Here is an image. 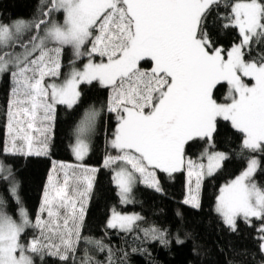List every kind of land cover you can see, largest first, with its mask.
<instances>
[{
	"label": "snow or ice",
	"instance_id": "obj_1",
	"mask_svg": "<svg viewBox=\"0 0 264 264\" xmlns=\"http://www.w3.org/2000/svg\"><path fill=\"white\" fill-rule=\"evenodd\" d=\"M47 2L42 19L0 22V75L12 82L6 154L47 155L56 105L72 109L81 99L78 85L93 82L110 89L108 111L116 113L110 146L118 155L107 156L104 166L125 165L114 177L122 203L132 202L130 193L138 180L162 192L155 170L171 176L186 166L188 191L183 203L199 209L203 179L227 159L224 152L209 151L214 147L218 119L229 121L243 134L242 150L264 152V0L231 4L225 0ZM45 3L41 0V7ZM222 4L231 11L220 14ZM61 11L63 23L52 18ZM217 28L238 29L239 43L227 49L218 46ZM88 44L91 47L85 51ZM64 46L73 48L76 59L87 56L88 62L82 70L73 67L62 83L47 82L46 78L61 75ZM94 56L100 61L95 62ZM142 62H150V68ZM245 77L254 83H246ZM223 85L228 88L226 102H218L214 91ZM98 115L95 108H87L76 125L72 152L79 161L90 150ZM197 139L207 144L201 153L206 165L185 160L186 145ZM258 166L256 158H249L246 169L222 187L217 197L215 211L233 233L240 219L245 223L253 217L264 220V187L252 179ZM59 167L64 170L63 183L50 174L54 195L46 187L40 208L47 220L37 215L33 224L16 195L17 185L13 182L9 188L20 205V220L0 209V264H35L34 256L46 254L66 262L75 256L82 239L101 251L107 248L100 240L81 236L96 169L78 166L82 172L78 174L72 165ZM10 176L8 169V175L0 179L7 181ZM140 219L137 214L120 215L114 210L108 227L130 232ZM28 227L40 228L41 238L25 245L20 238ZM259 231L264 233V227ZM144 236L168 244L165 231L159 228L145 229ZM260 239L264 253V235ZM176 242L184 243L179 237ZM192 250H197L195 243ZM108 252V264H114L112 249ZM81 264H93L92 258L85 253Z\"/></svg>",
	"mask_w": 264,
	"mask_h": 264
},
{
	"label": "trees",
	"instance_id": "obj_2",
	"mask_svg": "<svg viewBox=\"0 0 264 264\" xmlns=\"http://www.w3.org/2000/svg\"><path fill=\"white\" fill-rule=\"evenodd\" d=\"M235 2L236 0H225L228 4ZM47 8V0L42 7L41 0H0V22L30 20L47 11ZM230 11L231 8H225L223 4L219 8L220 14ZM215 31L218 46L222 45L227 49L233 43H239L238 29L217 28ZM255 55L253 52V56ZM142 63L145 68L151 66L150 62ZM10 91L11 80L7 75H2L0 163L4 165V171L0 172V176H7L8 169H11V176L7 181L0 179V200L3 201L0 209L7 215H14L19 210L20 205L9 191L14 182L17 185L16 195L20 204L27 210L33 222L38 215L52 160L76 162L83 167L94 168L96 171L93 187L85 205L81 236L93 241L100 240L107 245V248L101 251L94 243H86L82 239L77 245L75 256H70L68 261L64 262L57 256L46 254L43 258L34 256L35 264H81L85 253L92 258L93 264H108V248L112 249L114 264H264V253L260 251L262 233L259 231L264 227V220L252 218L250 223H245L240 219L238 231L233 233L215 211L221 188L246 168L251 157H256L259 161L253 180L258 186L264 187V152L242 150L243 134L232 128L229 121L218 119L214 147L209 151L224 152L227 159L213 175L203 179L199 189V209L183 203L188 191V177L184 169L172 173L171 176L155 170L163 191L158 193L137 181L131 192L132 202L122 205L113 180L112 167L104 166L107 154L110 151L111 154H116L108 143L117 125L116 113L108 111L110 89L97 82L81 83V99L78 105L72 109L66 105H56L49 153L45 156L5 153L6 113ZM226 95V85L218 86L214 91L218 102H226ZM87 108H95L99 115L89 141L90 150L83 161L78 162L73 156L72 144L76 138V125ZM205 147V141H190L185 147V158L197 159ZM114 210L134 212L142 219L135 223L132 231L121 232L107 225V220ZM152 227L165 231L167 245L161 244L159 240L145 238L144 230ZM36 233L34 227L27 228L22 233L21 240L26 245L29 239L36 238ZM178 237L184 243H177ZM194 243L196 252L192 250ZM134 248L137 251H133Z\"/></svg>",
	"mask_w": 264,
	"mask_h": 264
},
{
	"label": "rangeland",
	"instance_id": "obj_3",
	"mask_svg": "<svg viewBox=\"0 0 264 264\" xmlns=\"http://www.w3.org/2000/svg\"><path fill=\"white\" fill-rule=\"evenodd\" d=\"M42 18H44V17H42V15H39L38 17H36V18H33V19H30V20H27V21H32V20H34V19H36V20H38V19H42ZM52 18L53 19H55V20H57L59 23H63V19H64V14H63V12L61 11V12H55V13H53L52 14ZM50 47L52 46V45H49ZM91 47V45L90 44H88L87 46H86V48H85V51L88 49V48H90ZM18 51H19V49H17ZM60 59H61V75L58 77V78H46V81L47 82H52L53 81V79H54V81L56 82V83H62L63 81H64V79L66 78V76H67V74L71 71V69L73 68V67H75V68H77V69H79V70H82L83 69V66H84V64H86L87 62H88V57L87 56H83V57H81V58H79V59H76L75 57H74V55H73V48L71 47V46H64L63 47V49H62V52H61V56H60ZM64 59H66L67 61L66 62H64L63 60ZM93 59H94V61L95 62H99L100 61V57H98V56H94L93 57ZM147 68H150V67H147ZM2 75H0V77H1ZM244 80H245V82L246 83H249L250 85L252 84V83H254V81H251L249 78H247V77H245L244 78ZM98 83V82H97ZM99 84V83H98ZM226 87H227V85H226ZM11 89H12V82H11ZM78 90L80 91V85H78ZM227 95H228V88H227ZM226 95V96H227ZM10 98H11V91H10ZM10 100V99H9ZM8 105H9V103H8ZM231 124V123H230ZM52 129H53V121H52V126H51V133H50V136L52 137ZM5 133H6V135H5V147L6 146H10V144L8 143L9 142V140H10V137H9V133H8V120L6 121V128H5ZM36 135H39V134H36ZM114 138V136L113 137H111L110 139H109V141H108V143H109V147L111 148V149H114V148H112L111 146H110V141L112 140ZM17 143L19 144L20 143V141H17ZM75 143V140H74V142H73V144ZM72 144V145H73ZM116 152V154L118 155V152H117V150L116 149H114L113 150V152ZM116 154H111V151H110V153H108L107 154V156H116ZM42 156V155H41ZM43 156H45V155H43ZM73 156H74V154H73ZM86 157V156H85ZM84 157V158H85ZM74 158H75V156H74ZM252 158V157H251ZM254 158H256V157H254ZM257 159V158H256ZM185 160L187 161L188 160V158H185ZM193 161H195V162H197V163H204L205 165L207 164V159L206 158H201V156L200 157H198L197 159H192ZM75 161H78V162H81V161H79V160H77L76 158H75ZM61 164H66V165H72L74 168H75V170L77 171V173L78 174H82V172H81V168L80 167H78V166H82L81 164H77L76 162H72V163H70V162H64V161H57V160H52V166H51V169H50V173H49V176H50V174L54 177V178H56V179H58V181H59V183L60 184H62L63 183V179H64V177H63V169H61L59 166L61 165ZM123 166H125L122 162H117L116 164H114V165H111V167H112V173H113V180H114V177H115V175H116V172L117 171H119V169H120V167H123ZM83 167V166H82ZM127 167H130V166H127ZM247 167V166H246ZM84 168H91V167H84ZM185 171H186V174H187V171H188V169H187V167L185 166L184 168H183ZM246 169V168H245ZM244 169V170H245ZM243 170V171H244ZM242 171V172H243ZM241 172V173H242ZM240 173V174H241ZM239 174V175H240ZM238 175V176H239ZM49 176H48V179H47V184H46V187H48V190H49V192L51 193V194H53L54 195V192L52 191V189H51V187L49 186ZM253 176H254V174H253ZM188 177V176H187ZM252 179H253V177H252ZM139 181V180H138ZM254 181V180H253ZM231 182V181H230ZM230 182H228V183H230ZM114 183H115V185L117 186V184H116V182H115V180H114ZM227 183V184H228ZM227 184H225V185H227ZM224 185V186H225ZM193 186H195V184H194V179H193ZM223 186V187H224ZM46 187H45V190H46ZM117 189H118V187H117ZM45 190H44V192H43V195H42V199H41V204H42V200H43V198H44V195H45ZM118 193H119V189H118ZM219 195H220V193H219ZM218 195V196H219ZM120 196V195H119ZM130 199H131V193H130ZM120 201H121V197H120ZM216 203H217V201H216ZM41 204H40V208H41ZM121 204L122 205H125V204H127V203H122L121 202ZM77 207H79V205H77ZM215 207H216V205H215ZM40 208H39V211H38V215H40L41 217H42V219H44V220H47L48 219V217H47V213L46 212H44V213H40ZM115 212L116 213H118V214H120V215H133V214H137V213H134V212H121V211H116L115 210ZM8 213L9 214H12V212H10V211H8ZM112 215H113V211H112V213L110 214V216H109V218H108V220H107V225H108V221L110 220V218L112 217ZM137 215H139V214H137ZM9 216H11L14 220H16L17 222H19V220H20V216H19V210L14 214V215H9ZM37 218V217H36ZM36 218L33 220V224H35V221H36ZM253 218H255V217H253ZM250 219H252V218H250ZM137 222V221H136ZM28 228H30V227H28ZM27 229V228H26ZM25 229V230H26ZM34 229L37 231V233H36V238H41V229L40 228H37V227H34ZM117 229V228H116ZM45 234H47V233H45ZM262 235H264V233H262ZM33 238H31V239H29L28 240V242L27 243H29L31 240H32ZM20 240H21V238H20ZM21 243H23V244H25V242H23L22 240H21ZM52 256V255H51ZM34 259V258H33ZM34 261H35V259H34Z\"/></svg>",
	"mask_w": 264,
	"mask_h": 264
},
{
	"label": "crops",
	"instance_id": "obj_4",
	"mask_svg": "<svg viewBox=\"0 0 264 264\" xmlns=\"http://www.w3.org/2000/svg\"><path fill=\"white\" fill-rule=\"evenodd\" d=\"M43 156V155H42Z\"/></svg>",
	"mask_w": 264,
	"mask_h": 264
}]
</instances>
